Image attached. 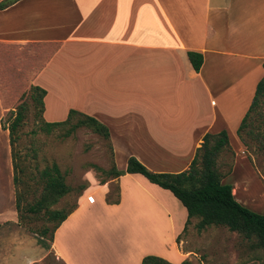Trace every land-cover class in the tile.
I'll list each match as a JSON object with an SVG mask.
<instances>
[{
	"label": "crops",
	"instance_id": "obj_1",
	"mask_svg": "<svg viewBox=\"0 0 264 264\" xmlns=\"http://www.w3.org/2000/svg\"><path fill=\"white\" fill-rule=\"evenodd\" d=\"M188 52L202 56L199 72ZM263 63L264 0H0V179L9 202L0 211V239L29 238L17 217L1 124L9 94L39 87L45 123L65 121L73 110L105 126L117 171L133 157L151 172L176 174L188 169L206 134L225 131L229 146L239 145ZM113 182L116 204L107 203L103 186L78 198L53 234L55 258L190 260L177 245L187 211L171 192L141 174Z\"/></svg>",
	"mask_w": 264,
	"mask_h": 264
},
{
	"label": "rangeland",
	"instance_id": "obj_2",
	"mask_svg": "<svg viewBox=\"0 0 264 264\" xmlns=\"http://www.w3.org/2000/svg\"><path fill=\"white\" fill-rule=\"evenodd\" d=\"M3 103L2 126L13 119L10 111L22 104L24 120L14 136L15 163L14 197L24 211L35 203L42 192L40 173L56 165L71 192L50 209L69 210L86 191L93 197L100 187H108V202H115L118 189L109 173L114 167L109 140L80 127L68 133L70 124L46 133L41 128L39 106L33 102L28 88L9 94ZM7 109V111H6ZM249 126L241 132L242 141L221 154L218 168L230 172L222 183L233 187L237 199L245 200L252 212L264 215V102L251 114ZM250 131V133H249ZM120 160V158H118ZM101 182H105L101 185ZM0 179V211L9 207L6 190ZM98 195V194H97ZM197 219H191L177 241L179 250L188 252L191 264H263V251L249 247V243L223 227H208L197 231ZM20 226L28 239H0V264H62L50 248L49 235L39 232L52 224L39 216L24 214ZM11 231V228H10ZM42 242L43 244H40Z\"/></svg>",
	"mask_w": 264,
	"mask_h": 264
},
{
	"label": "trees",
	"instance_id": "obj_3",
	"mask_svg": "<svg viewBox=\"0 0 264 264\" xmlns=\"http://www.w3.org/2000/svg\"><path fill=\"white\" fill-rule=\"evenodd\" d=\"M187 57L194 71L199 72L203 63L202 56L195 52H188ZM262 69L263 76L256 85L252 103L237 130V136L240 141H242L241 132L249 126L248 120L251 114L256 112L264 102V63L262 64ZM29 91L31 99L39 106L40 117L43 110L45 91L39 87H31ZM23 111L24 107L22 104H20L15 111H10V114L14 113V117L7 126H3L9 133L12 159L14 136L24 120ZM75 117H78L79 120L70 127L68 133L77 128L85 127L103 136L106 140H109V133L105 126L98 123L95 119L73 110L69 111L67 119L62 122L45 123L41 120V128L46 133H51L53 129L70 124ZM229 149L230 146L225 131L218 134H206L202 139L200 147L196 149L194 158L186 171L176 174L154 173L147 170L135 158L130 157L127 161L125 171H117L115 167H113L109 176L117 178L125 173L141 174L150 183L171 192V194L183 205L187 211L186 226H188L190 220L194 218L198 220L195 227L199 232L208 227L226 228L229 232L235 233L238 237L247 241L251 249L262 250L264 258V215L256 214L240 205L235 200L233 187L230 184L222 183L231 169L229 168L227 174L225 173L226 175L220 172L218 160L221 154ZM13 170V182L16 184L17 179L15 177L14 160ZM40 178L43 184L40 198L35 203L26 207L23 211L18 202V197L16 196L15 208L19 224L23 221L25 213L30 216H39L42 214V218L50 222L52 227H44L39 232V235L41 238L49 235V241L51 243L54 232L61 223L65 221L69 214L73 212L76 206L69 210L50 209L52 206L56 205L60 199L71 192V189L65 185L64 178L56 165L43 170L40 173ZM104 183L105 182H101V185ZM107 203H118V197L115 202L107 201ZM186 226L183 232H185ZM178 239L179 237L177 241ZM40 244L43 243L40 242ZM141 264L169 263L155 256H145ZM182 264L191 263L184 261Z\"/></svg>",
	"mask_w": 264,
	"mask_h": 264
},
{
	"label": "built area",
	"instance_id": "obj_4",
	"mask_svg": "<svg viewBox=\"0 0 264 264\" xmlns=\"http://www.w3.org/2000/svg\"><path fill=\"white\" fill-rule=\"evenodd\" d=\"M89 200H90V201H92V198H91V197H89Z\"/></svg>",
	"mask_w": 264,
	"mask_h": 264
},
{
	"label": "clouds",
	"instance_id": "obj_5",
	"mask_svg": "<svg viewBox=\"0 0 264 264\" xmlns=\"http://www.w3.org/2000/svg\"><path fill=\"white\" fill-rule=\"evenodd\" d=\"M33 264H35V262H33Z\"/></svg>",
	"mask_w": 264,
	"mask_h": 264
}]
</instances>
